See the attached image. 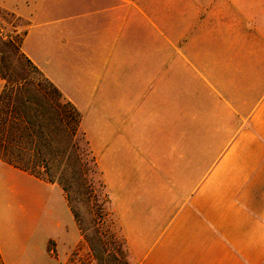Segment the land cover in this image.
<instances>
[{"label": "crops", "instance_id": "crops-1", "mask_svg": "<svg viewBox=\"0 0 264 264\" xmlns=\"http://www.w3.org/2000/svg\"><path fill=\"white\" fill-rule=\"evenodd\" d=\"M16 34L80 112L131 264H264V0H0ZM29 185L74 235L60 187L0 160L20 211Z\"/></svg>", "mask_w": 264, "mask_h": 264}, {"label": "trees", "instance_id": "trees-1", "mask_svg": "<svg viewBox=\"0 0 264 264\" xmlns=\"http://www.w3.org/2000/svg\"><path fill=\"white\" fill-rule=\"evenodd\" d=\"M19 41L20 38L15 42L0 37V78L4 81L0 92V160L35 178L56 183L64 192L91 250L101 261L88 234L90 227L80 223L79 196H83L93 216L91 228L98 227L100 219H111L113 212L80 126V112L21 52ZM79 140H83V148L77 147ZM86 155L100 176L98 195L93 202L86 193L87 179L82 164ZM122 244L125 254H117L121 259L128 257L123 238Z\"/></svg>", "mask_w": 264, "mask_h": 264}, {"label": "rangeland", "instance_id": "rangeland-1", "mask_svg": "<svg viewBox=\"0 0 264 264\" xmlns=\"http://www.w3.org/2000/svg\"><path fill=\"white\" fill-rule=\"evenodd\" d=\"M11 38L18 42L20 36L16 34ZM83 146V140H79L77 147L83 148ZM82 164L87 179L86 193L93 202L98 195L100 176L94 170L89 155L84 156ZM30 177L34 176L30 175ZM38 180L50 183L41 179ZM40 188L39 186L38 189L40 190ZM33 189V186L29 185V202L26 207L25 201L23 211H20V208L13 204V201H10L8 197L6 199L5 194L2 196L0 192V232L2 235L0 245L9 264H123L124 260L128 262L127 264H131L129 257L121 259L117 256V254H125V251L122 244V234L114 216L111 219L98 220V227L91 228L93 216L88 209L87 202L82 199L83 196H79L80 201L77 203V211L80 223L90 227L88 234L92 236L96 245V254L101 256L100 261L91 250L74 217L77 232L71 237L68 236V233L62 234V230L54 226L53 221L56 218L61 219L62 222L64 218L55 217V214L48 215L44 210L43 217L37 219V221L33 220L35 210L31 205V191ZM61 193L66 200L64 192ZM55 209L58 211L57 207ZM0 264H5L1 252Z\"/></svg>", "mask_w": 264, "mask_h": 264}]
</instances>
